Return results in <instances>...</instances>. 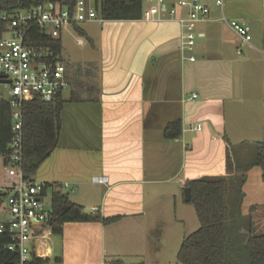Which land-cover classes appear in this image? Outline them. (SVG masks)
<instances>
[{
    "label": "crops",
    "instance_id": "crops-1",
    "mask_svg": "<svg viewBox=\"0 0 264 264\" xmlns=\"http://www.w3.org/2000/svg\"><path fill=\"white\" fill-rule=\"evenodd\" d=\"M188 1L209 8L195 22L192 49H181L174 18L96 21L100 63L89 75L93 85L83 95L88 99L67 100L69 80L61 93L66 101L56 145L31 178L51 185L46 194L52 185L60 189L67 183L60 190L70 189L73 203L116 219L65 222L60 234L51 232L46 264H144L148 256L163 263L162 202L178 222L177 211L188 203L183 199L188 179L226 175L227 142L264 137V0H222V7L215 0ZM165 4L175 8V17L189 10L178 0ZM235 22L250 27L249 41L230 27ZM255 106L262 109L259 119L251 115ZM174 121L180 123V135L165 138L164 128ZM258 168L264 180V166ZM101 174L106 183L92 180ZM258 206L264 203L246 208L257 230L262 228L255 221ZM56 236L60 253L52 259Z\"/></svg>",
    "mask_w": 264,
    "mask_h": 264
},
{
    "label": "trees",
    "instance_id": "trees-1",
    "mask_svg": "<svg viewBox=\"0 0 264 264\" xmlns=\"http://www.w3.org/2000/svg\"><path fill=\"white\" fill-rule=\"evenodd\" d=\"M44 2L72 5L74 0H0V36L9 31L8 17L2 19L3 13L8 16L17 10H27ZM95 6L98 15L104 20H131L141 17L143 0H95ZM73 27L79 30L77 24ZM27 41L48 47L53 56L62 60L60 36L54 38L33 27ZM77 74L76 79L71 78L65 70L68 83L70 80L73 85L67 100L88 99L83 95L90 92L93 82L85 71ZM65 101L60 93L50 102L35 97L23 104V169L29 178L56 145L60 113ZM180 132L179 121L170 122L164 128V137L174 139ZM11 133L10 109L0 100V156L7 153ZM237 146L227 142L226 175H204L186 181L185 186L190 189L187 202L192 204L199 226L182 238L176 253V264H264V232H254L250 214H243L241 210L246 171L264 166V148L260 142L255 143L253 158L244 162L242 152L246 153L248 145H239L242 148L246 146L241 150ZM48 186L51 187L46 184V189ZM50 208L49 224L53 234H60L63 224L68 221L107 223L116 219L84 214L80 205L73 203L67 193L53 185ZM8 243L9 235L1 233L0 264H19L18 254L7 248ZM54 260L58 261L59 258ZM48 261V257L34 256L25 264H46Z\"/></svg>",
    "mask_w": 264,
    "mask_h": 264
},
{
    "label": "built area",
    "instance_id": "built-area-1",
    "mask_svg": "<svg viewBox=\"0 0 264 264\" xmlns=\"http://www.w3.org/2000/svg\"><path fill=\"white\" fill-rule=\"evenodd\" d=\"M145 1L148 5L143 7L141 19L159 21L174 18L181 30V49H192L195 22L208 15V6L196 1L178 0L179 5H188L189 10L187 14L175 17V8L166 7L165 0ZM215 4L223 5L222 0H215ZM7 17L9 31L0 36V73L9 82L3 83L7 87V95L0 94V100L9 106L12 133L7 153L0 156L4 171L0 179V234L9 235L7 248L18 254L19 264H25L34 256L45 257L51 235V208H47L44 202L46 183L27 177L23 169L22 107L35 97L45 102L53 101L69 85L63 61L53 56L48 47L28 43V34L33 27H37L55 38L79 22H101L104 19L97 13L95 0H74L72 5L44 2L1 16L2 19ZM230 27L242 41L251 38L247 24L235 22ZM76 42L83 43L82 39ZM189 59L193 60L194 57L190 56ZM195 129L200 130L201 124L197 123ZM92 180L106 183L107 176L96 175ZM67 188V183L60 187Z\"/></svg>",
    "mask_w": 264,
    "mask_h": 264
},
{
    "label": "rangeland",
    "instance_id": "rangeland-1",
    "mask_svg": "<svg viewBox=\"0 0 264 264\" xmlns=\"http://www.w3.org/2000/svg\"><path fill=\"white\" fill-rule=\"evenodd\" d=\"M78 29L74 27H68L63 30L61 33V43H62V51L61 57L64 64V69L68 73L71 78H77V73L85 71L88 75H90L94 69H96L97 65L100 63V41H101V24L96 21H82L77 24ZM82 39L83 44H77V39ZM241 81V78H239ZM243 81V80H242ZM73 86V85H72ZM77 87V86H76ZM75 87V88H76ZM0 94L3 96L7 95V87L0 83ZM243 105L241 107L243 111ZM261 106H255V111L251 114L254 117H259L262 115ZM260 134V130H257ZM247 136V135H245ZM263 135H253V137L247 136L242 137L246 138L243 143H238L237 148L243 149L246 146L239 145H248L246 153L242 152V159L244 162L251 160L254 156V145L255 143L261 141L264 142ZM241 138H234L233 140H240ZM249 149V152H247ZM246 160V161H245ZM260 168L254 167L248 172L247 180L243 184V192L244 198L241 205V210L243 214H247L246 208H248L251 204H262L264 203V180L260 178ZM4 176V171L1 166V158H0V179ZM72 196V193L69 190H64V193ZM50 197L51 192L47 191V194L44 198L45 206L47 208L50 207ZM179 198H182V192L179 193ZM179 200V199H178ZM262 202V203H261ZM186 206H183V210L177 211V216L180 220L177 222L175 219L174 211H167L166 206L162 202L158 207V213L161 215L163 224L161 231V239L160 242L162 244V248L159 252L160 260L163 262L161 264H176V252L178 250L179 244L182 238L195 230L199 226L198 219L195 215L192 204L187 203ZM258 214L255 219L257 225L262 223L261 229H256V226L253 227L254 232H264V207L258 206ZM170 210V208H169ZM84 211L88 214H97L92 213L90 211L89 205L84 206ZM246 211V212H245ZM56 241L51 244L52 251V259L57 257L60 253V245H59V237H55ZM149 256L145 257L143 260L144 264H156L154 262L148 261ZM150 260V259H149ZM160 263V262H159ZM138 264V263H134Z\"/></svg>",
    "mask_w": 264,
    "mask_h": 264
},
{
    "label": "water",
    "instance_id": "water-1",
    "mask_svg": "<svg viewBox=\"0 0 264 264\" xmlns=\"http://www.w3.org/2000/svg\"><path fill=\"white\" fill-rule=\"evenodd\" d=\"M176 23L178 24V22H176ZM8 82H9V79L6 78L4 74L0 73V83H8ZM189 194H190V189L188 186H185L183 188V199H184V201L187 202L189 200ZM84 214H86V212H84Z\"/></svg>",
    "mask_w": 264,
    "mask_h": 264
}]
</instances>
